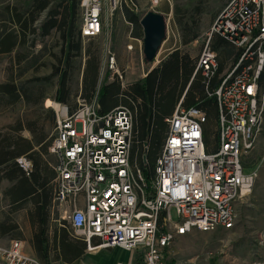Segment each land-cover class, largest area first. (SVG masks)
Wrapping results in <instances>:
<instances>
[{
  "label": "built area",
  "instance_id": "1",
  "mask_svg": "<svg viewBox=\"0 0 264 264\" xmlns=\"http://www.w3.org/2000/svg\"><path fill=\"white\" fill-rule=\"evenodd\" d=\"M121 2L81 0L82 38L100 36ZM150 2L157 6L160 0ZM214 36L240 51L217 87L212 86L219 68L210 46ZM109 61L113 66L114 57ZM198 65L205 96L217 105L216 147L205 148L207 114L180 103L165 119L167 133L149 181L131 163L129 108L100 115L96 95L79 101L71 113L68 108L56 112L49 150L57 159L54 202L69 207L72 234L88 251L119 248L139 252L143 264H169L168 252L178 238L235 228L236 206L252 195L259 177V170L244 173L243 160L264 134V0H229L208 34ZM209 256H197L193 264H207ZM0 262L45 264L26 253L21 240L0 246Z\"/></svg>",
  "mask_w": 264,
  "mask_h": 264
},
{
  "label": "rangeland",
  "instance_id": "2",
  "mask_svg": "<svg viewBox=\"0 0 264 264\" xmlns=\"http://www.w3.org/2000/svg\"><path fill=\"white\" fill-rule=\"evenodd\" d=\"M36 0H0V33L8 32L13 24L11 22V10H16L18 14L23 15L27 20L31 19L32 10ZM49 9L39 14L34 27L38 30L35 35L26 33L22 37L26 44L17 48L12 55L0 54V85L7 82H14L23 91H26L28 101L20 100L17 103H11L6 97L0 96V135L11 132L10 129L18 127L22 129L19 135L26 139H32L34 134H45L48 138H54L56 135V112L52 108H47L45 103L51 100L59 104L55 99L59 89L60 76L55 75V71H42L48 69L51 61L56 59L55 53H61V40L57 32L53 31L51 35L42 38L40 36V27L46 21L50 10L62 11L66 6L67 0H49ZM229 0H160L157 6H152L150 0H122L121 7L114 12L105 25L103 36L98 39H83L81 36L82 50L92 53L105 51V43L118 36L126 37L131 27L120 29L119 21L126 23L125 10H129L142 18L146 13L154 11L161 14L167 23L169 44L173 49L180 48L183 45V39L191 36L193 33L199 35L197 41L187 45L186 51L192 57H197L202 52L208 34L216 21L217 17L226 7ZM76 26L81 29L83 24V9L81 0H76ZM32 10V11H31ZM30 12H32L30 14ZM127 24H129L127 22ZM126 25V24H125ZM129 27V28H128ZM138 30L140 28H137ZM134 31H137L134 29ZM81 33V32H80ZM32 43H34L33 46ZM212 47V46H211ZM221 53L230 51L233 55L237 54L235 48H221ZM50 52V53H49ZM230 53V54H231ZM81 55L74 53V71H59L58 73H67L68 88L72 106L69 111L76 108L77 100L91 96L97 90L99 85L106 82L107 71H98V78L94 87L85 89L84 77L85 71H78L81 63ZM91 81V78L90 80ZM87 96V97H88ZM75 103V104H73ZM75 105V106H74ZM78 106V104H77ZM54 118L55 122L52 123ZM208 132V142L211 150L216 147V125L209 123L206 125ZM247 157L244 158V173L252 174L259 170V178L255 183L252 195L248 198V204L239 208L235 228L232 230H218L212 233H201L193 231L185 237L178 238L171 246L167 261L172 264H193L197 256L206 257L207 264H264V163L261 169L257 166L264 158V136ZM50 153V152H49ZM54 162L57 159L50 153ZM29 170L31 164L25 158L19 161ZM1 192L9 185L1 183ZM255 190L257 191L255 193ZM255 194V195H254ZM13 215L14 222L19 229L14 235L18 237H7L0 240V246H7L12 240L18 239L23 242L27 253L35 252L32 248L33 232L27 218V208ZM70 209L61 208V212L56 215V227L59 235L63 236L64 222L67 221V215ZM8 209L2 202V193L0 197V220H4ZM172 221L178 220L176 209L170 210ZM52 237V236H51ZM105 256L113 257L114 261H119L121 252L114 253L110 251L103 252ZM98 254L86 252L82 259L84 264H104L105 257H97ZM89 256V258H88ZM99 256V255H98ZM53 261L57 258V253L53 250L51 253ZM0 264H2L0 262ZM113 264V263H109Z\"/></svg>",
  "mask_w": 264,
  "mask_h": 264
},
{
  "label": "trees",
  "instance_id": "3",
  "mask_svg": "<svg viewBox=\"0 0 264 264\" xmlns=\"http://www.w3.org/2000/svg\"><path fill=\"white\" fill-rule=\"evenodd\" d=\"M35 2L32 10L36 13L30 12L32 13L31 19L27 20L16 10L10 11L13 27L4 34L0 33V54H12L14 50L26 44L25 40H22V35L24 37L26 33L32 35L37 33L38 30L34 27V23L39 14L49 9L50 1L36 0ZM76 9V0H67L62 11H49L46 21L40 27L42 38L51 35L53 31L58 33L62 43V53L65 52L66 46L68 48V59L71 57V51L78 54L81 50V33L76 26ZM124 15L128 22L132 23L135 28H139L140 17L138 15L127 9ZM198 37V34L193 33L183 39V45L196 41ZM33 45L34 43L31 46ZM238 58L239 56L235 62ZM189 62L188 55L181 56L179 51H175L163 68L151 71L145 80L130 86L125 92H121L120 86L116 83L105 84L99 91L98 112L100 115H106L120 105L133 112L131 163L142 172L147 181L154 175L155 162L165 140L167 133L165 119L173 115L177 97L182 95L194 72L178 71V68L181 63L185 67V64ZM168 67L170 71H165ZM58 72L54 73L60 76L56 101L64 103L69 96L68 75ZM90 78L91 81H89ZM97 78L98 71H85V91L87 87L89 89L94 87ZM196 79L198 82L201 81L199 76ZM194 82L188 90L184 107L191 108L193 103L190 105L189 98L194 97L193 93L198 94L200 104L195 103L192 107L203 110L209 122L211 115L217 110L216 101L206 98L204 87L200 83L199 90L194 91ZM0 96L8 98L11 103H17L20 100L27 102L29 99L26 91L14 82L1 84ZM54 122L53 118L52 123ZM21 130L14 127L10 129L11 132L0 135V182L9 185L2 192V202L8 212L4 220H0V240L19 236L14 235L19 227L14 222L13 215L28 206L27 218L33 232L32 248L41 262L49 264L50 253L53 250L71 252V244L68 243L71 231L66 222H64L66 226L62 231L63 236L58 239L57 230L54 231L53 242L50 238L51 213L56 207L54 199L57 162L53 161L49 153L54 138H48L47 135L41 133L34 134L32 139H26L19 135L18 132ZM205 148L207 151L210 150L208 135L205 137ZM144 156L146 162L143 160ZM22 158L30 162L29 170L19 162ZM62 260L69 262L66 258Z\"/></svg>",
  "mask_w": 264,
  "mask_h": 264
},
{
  "label": "crops",
  "instance_id": "4",
  "mask_svg": "<svg viewBox=\"0 0 264 264\" xmlns=\"http://www.w3.org/2000/svg\"><path fill=\"white\" fill-rule=\"evenodd\" d=\"M127 22L125 23L126 24L125 25L124 23L119 21L118 26L120 29L126 28V26L131 27L130 29H128L129 30V32L127 33L128 36H126V37L118 36L117 38L114 39V42L112 40L107 41L105 43V51L99 52V53H92L91 51L86 52V51L82 50V48H81L80 52L78 54L76 53V56L81 55V57H82L81 63L79 65V67L77 68L78 71H107L106 82L104 83V85L116 83L117 85L120 86L121 92H125L130 86L145 80V78L147 77V75L151 71L158 69V68H160V69L163 68L164 64L169 60L170 56L175 51H179L181 56L188 55L190 62L188 64H185V67H183V65L181 63L179 68H178V71H194L187 87L184 90V92L182 93L181 96L177 97V103L175 105V109L180 103L184 107V104L186 102V97H187L186 95H187L188 90H189L190 86L192 85V83L195 81L194 82V91L199 90V88H200L199 83L202 84L204 87V84H203L204 79H203L201 73L196 72V71H202V69L199 68V65H198L200 55L197 57H192L191 55H189L188 52L186 51L187 45H184V46L177 48V49H173L169 44L170 37L168 35V28H167L166 40L163 42L162 47H161L156 59L150 63V62L145 60L144 55H143V29L140 25V21H139V28H140L139 30L137 28H135L132 23L128 22L129 24H127ZM134 29H136L137 31H134ZM104 31H105V28L103 30V33L101 34L102 36L104 34ZM101 35L96 37V38H93V39H98L101 37ZM210 46H212L211 47L212 49L214 47V51L218 55L219 68H218L216 76L212 80V86L217 87L219 85L221 79L226 74L229 73V70L236 63L235 60L238 56H240V51L238 48L234 47L233 45H231L230 43L226 42L225 40H223L222 38H220L218 36H214L211 39ZM225 47L227 49H231V50L233 48H235L237 50V54L233 55L230 51H226L225 53H221L220 49L225 48ZM13 53H15V50L13 51ZM74 53L75 52L71 51L70 52L71 57H70V59H68V48L66 46L65 52L62 53V43H61V53L60 52L55 53L54 51L52 53H50V54H53V56L56 59V62L51 61L50 66L47 67L48 69L45 70L43 68L41 70L42 71H74V65H73L74 64V61H73ZM12 54H5V55H12ZM112 56L114 57L113 66L110 64V61H109ZM219 69H220V71H219ZM165 71H170L169 67H168V69H165ZM198 76L201 78V81H199V82L196 79V77H198ZM120 77H121V79H120ZM95 84H96V82H95ZM104 85H99L97 90L94 91V93L91 96L87 95L88 96L87 97L85 95L83 100L89 102L93 99L94 96L97 95V97H98L99 91ZM67 87H68V84H67ZM68 90H69V88H68ZM84 91H85V89H84ZM85 92L87 93V91H85ZM193 95H194V97L189 98L190 105L192 103H193L192 106H194L195 103H196V105H199L200 101H201L199 95L195 94V93H193ZM204 95H205V89H204ZM56 99H57V97H56ZM79 101H81V99L77 100V104ZM72 102L73 101L70 98V92H69V96L65 100V102L59 103V105H61L62 108H68V110H69V108H71V106H72ZM73 104H75V103H73ZM77 104H76V108L78 107ZM119 107H123V106L120 105ZM74 110L69 111V112L71 113ZM217 115H218V111L216 110L211 115L208 123H215V125H216L217 124ZM263 136H264V134L260 137V139L263 138ZM263 160H264V158L262 159V161ZM262 164L263 163L260 162V164L257 166L261 169ZM256 192L257 191L255 190V193ZM248 202H249V199L237 204V206H236L237 215L239 214V208L240 207L242 208V206L248 204ZM79 205L81 207L84 206V200L83 199H80ZM62 207L69 209L68 206L67 207L66 206L58 207L56 205V207L52 210V213H51V226H50L51 242H53L54 231L58 230L56 227V223H57L56 215H58L61 212ZM66 223L69 225V223L67 221H66ZM69 227H70V225H69ZM70 231L71 232H70V235L68 236V241H69L68 243L71 244V247H70L71 252H68L67 250L61 251L58 249L56 251L57 258H56V260H54V262H56V264H84L82 259L86 256V252L98 254L99 255V256L97 255L98 258L99 257H105L107 260L105 261L104 264H109V263H113V264H143L142 255L139 252L129 253V252L124 251V250L119 249V248L90 252L87 250V246H86V243L84 241L77 239L73 236L71 227H70ZM57 236H58V239H60L61 235H59V230H58ZM107 251H110L113 255H115L114 253L121 252V256L119 257V261L113 262V260H112L113 257L111 258V257L105 256L104 254H102L103 252H107ZM51 253H50L49 264H51V261H53V259L51 257ZM28 254L34 255L32 253H28ZM34 256H36V255H34ZM63 258L68 259L69 262H66L67 260L66 261L62 260ZM88 258H89V256H88Z\"/></svg>",
  "mask_w": 264,
  "mask_h": 264
},
{
  "label": "water",
  "instance_id": "5",
  "mask_svg": "<svg viewBox=\"0 0 264 264\" xmlns=\"http://www.w3.org/2000/svg\"><path fill=\"white\" fill-rule=\"evenodd\" d=\"M140 25L143 29V55L151 63L166 40L167 23L161 14L150 11L140 19Z\"/></svg>",
  "mask_w": 264,
  "mask_h": 264
},
{
  "label": "bare ground",
  "instance_id": "6",
  "mask_svg": "<svg viewBox=\"0 0 264 264\" xmlns=\"http://www.w3.org/2000/svg\"><path fill=\"white\" fill-rule=\"evenodd\" d=\"M45 106L47 108L54 109L56 112L62 111V106L57 104L56 102L51 101V100H47L46 103H45ZM214 264H216V263H214Z\"/></svg>",
  "mask_w": 264,
  "mask_h": 264
}]
</instances>
